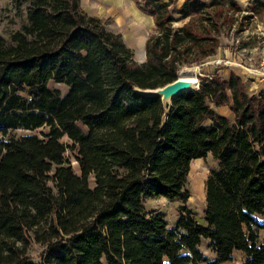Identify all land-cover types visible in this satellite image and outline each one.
I'll list each match as a JSON object with an SVG mask.
<instances>
[{"label": "trees", "instance_id": "1", "mask_svg": "<svg viewBox=\"0 0 264 264\" xmlns=\"http://www.w3.org/2000/svg\"><path fill=\"white\" fill-rule=\"evenodd\" d=\"M10 2L20 22L0 33V264H220L236 249L239 264H264V91L217 70L166 107L138 90L215 55L223 30L244 29L264 2L242 13L237 0H135L154 22L143 61L82 0ZM208 153L201 222L186 183ZM154 196L181 200L172 226L146 208Z\"/></svg>", "mask_w": 264, "mask_h": 264}, {"label": "rangeland", "instance_id": "2", "mask_svg": "<svg viewBox=\"0 0 264 264\" xmlns=\"http://www.w3.org/2000/svg\"><path fill=\"white\" fill-rule=\"evenodd\" d=\"M182 0H176L178 5ZM255 0H237L242 7V13L249 11ZM264 2V0H260ZM83 4L92 13H97L105 21L108 28L119 31L125 42L133 49L134 58L143 61L145 58L144 43L148 34L153 30L154 22L150 14L143 12L138 8L135 0H89L83 1ZM148 14V15H147ZM19 19L13 14L10 0H0V33L6 35L9 29L18 27ZM178 20L175 24L182 23ZM245 23V22H244ZM264 55V7L258 8V11L248 19L245 28L237 31L234 25L231 28H225L220 35V47L215 55L206 57L200 63L192 65H182L178 74L186 71L194 72L197 80L201 76L210 74L216 69L217 72L226 76L228 72H239L243 75L244 84L255 82L254 89H259L264 83L259 82L256 67L259 60ZM220 69V70H219ZM261 84V85H260ZM51 87H57L61 93L65 92L66 85L50 80ZM196 86V84H195ZM261 88L258 90L260 91ZM223 105V104H222ZM46 127H38L34 130L22 131L16 130L17 133L39 132ZM64 141H68V137H62ZM70 157V163L75 172L79 173V166L70 150H67ZM216 166V161L208 153L205 157L193 158L190 161V167L187 174L186 186L190 190V195L186 200V204L193 211L196 218L203 222V210L205 207V190L204 182L208 170ZM92 185V178H89ZM181 200L178 198L169 199L164 196H154L146 199V208H155L161 210L168 222L172 226L178 214V207ZM260 220H264V215L257 214ZM259 239L264 238V228L258 230ZM201 248L211 254L204 243ZM39 250L37 244L32 245L30 253L34 254ZM244 252L236 249L232 253L231 260L223 261L220 264H239L244 259Z\"/></svg>", "mask_w": 264, "mask_h": 264}, {"label": "water", "instance_id": "3", "mask_svg": "<svg viewBox=\"0 0 264 264\" xmlns=\"http://www.w3.org/2000/svg\"><path fill=\"white\" fill-rule=\"evenodd\" d=\"M198 83L199 80H197V78L178 74L176 78L162 85L138 90L145 94L159 95L163 106L166 107L170 104L173 96L189 88L196 87Z\"/></svg>", "mask_w": 264, "mask_h": 264}, {"label": "crops", "instance_id": "4", "mask_svg": "<svg viewBox=\"0 0 264 264\" xmlns=\"http://www.w3.org/2000/svg\"><path fill=\"white\" fill-rule=\"evenodd\" d=\"M83 1H89V0H82V5H83V7H84V9L85 10H87L89 13H92V12H90L89 11V9H87L86 7H85V5L83 4ZM92 14H96V15H98L97 13H92ZM98 16H100V15H98ZM101 17V16H100ZM216 70H218V69H216ZM220 70V69H219ZM231 70H233V71H235L234 69H232L231 68ZM229 73V72H228ZM227 73V74H228ZM261 85V84H260ZM254 86H255V82L254 83H252V85L251 84H245V87H246V89L248 90V91H250V92H257L259 89H254V90H252V88H254ZM214 108L219 112V113H221V114H224V115H231L232 113H231V111H230V109H229V107L226 105V104H223V105H218V106H214Z\"/></svg>", "mask_w": 264, "mask_h": 264}, {"label": "built area", "instance_id": "5", "mask_svg": "<svg viewBox=\"0 0 264 264\" xmlns=\"http://www.w3.org/2000/svg\"><path fill=\"white\" fill-rule=\"evenodd\" d=\"M256 72L259 82L264 83V55L261 57V59L258 62V65L256 67ZM261 90L264 91V85L261 87Z\"/></svg>", "mask_w": 264, "mask_h": 264}, {"label": "bare ground", "instance_id": "6", "mask_svg": "<svg viewBox=\"0 0 264 264\" xmlns=\"http://www.w3.org/2000/svg\"><path fill=\"white\" fill-rule=\"evenodd\" d=\"M186 71L181 72V75H187L189 77L196 78V74L194 72L188 73Z\"/></svg>", "mask_w": 264, "mask_h": 264}]
</instances>
